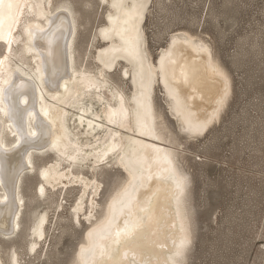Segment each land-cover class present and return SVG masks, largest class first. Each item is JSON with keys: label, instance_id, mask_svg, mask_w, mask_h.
Wrapping results in <instances>:
<instances>
[{"label": "bare ground", "instance_id": "bare-ground-1", "mask_svg": "<svg viewBox=\"0 0 264 264\" xmlns=\"http://www.w3.org/2000/svg\"><path fill=\"white\" fill-rule=\"evenodd\" d=\"M99 1L107 8L94 38L103 45L91 43L92 55L86 44L78 61L69 0H0V243L7 264L21 262L14 242L29 173L40 198L79 189L71 219L87 228L71 264H184L191 249L188 176L153 94L159 87L178 128L199 137L219 119L228 75L208 44L183 31L151 60L142 27L149 0ZM117 72L129 92L111 85ZM46 154L52 159L37 166ZM114 168L124 177L100 203L96 177ZM48 224L46 211L37 214L26 235L30 255Z\"/></svg>", "mask_w": 264, "mask_h": 264}, {"label": "rangeland", "instance_id": "rangeland-1", "mask_svg": "<svg viewBox=\"0 0 264 264\" xmlns=\"http://www.w3.org/2000/svg\"><path fill=\"white\" fill-rule=\"evenodd\" d=\"M69 1L78 23L74 45L80 61L86 44L88 49L91 43L103 45L94 37L105 22L107 7L99 0ZM148 3L142 27L151 60L168 45L171 35L183 31L209 45L211 55L229 78L230 92L219 119L199 137L190 138L178 128L159 87L153 94L154 108L166 126L177 164L188 176L192 232L184 264H264V0ZM90 50L93 55V48ZM111 77L113 87L118 84L130 91L128 79L119 72ZM51 159L52 155L46 154L35 164H46ZM123 177L116 168L97 175L101 182L100 203L115 191ZM36 186L34 174L22 177L25 207L14 242L20 264H71L87 228L82 219L79 224L71 219L79 189L61 194L56 190L48 200L35 193ZM59 203L63 209L55 212ZM32 211L36 216L46 211L49 218L46 240L34 255L26 251V235L36 219ZM5 245L1 242L0 249L7 264Z\"/></svg>", "mask_w": 264, "mask_h": 264}]
</instances>
